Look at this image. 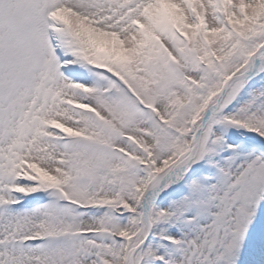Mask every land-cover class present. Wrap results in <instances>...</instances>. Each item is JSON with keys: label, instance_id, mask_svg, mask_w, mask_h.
Returning <instances> with one entry per match:
<instances>
[{"label": "snow or ice", "instance_id": "6c2138e0", "mask_svg": "<svg viewBox=\"0 0 264 264\" xmlns=\"http://www.w3.org/2000/svg\"><path fill=\"white\" fill-rule=\"evenodd\" d=\"M0 264H264V0H0Z\"/></svg>", "mask_w": 264, "mask_h": 264}]
</instances>
